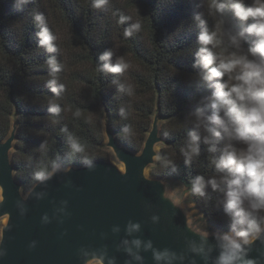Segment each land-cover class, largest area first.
<instances>
[{"label": "trees", "instance_id": "1", "mask_svg": "<svg viewBox=\"0 0 264 264\" xmlns=\"http://www.w3.org/2000/svg\"><path fill=\"white\" fill-rule=\"evenodd\" d=\"M216 2L219 0H109L105 9L98 10L91 7V0H0V140L9 134L16 114L12 161L23 189L27 191L37 181V170H50L53 162L68 167L84 165L86 158L108 159L105 118L120 142L139 151L157 106L166 143L151 174L177 180L189 189L197 175L206 179L216 175L210 160L213 154L202 140L200 155L190 164L185 163L183 151L189 132L204 134L195 128L190 113L204 106L203 98L212 90L201 79V69L194 66L201 47L197 40L201 26L194 15L201 14L208 30L215 31L221 19L213 6ZM244 3L251 6L254 0ZM114 12L131 19L118 24ZM37 13L44 14L57 36V52L38 46ZM223 21L217 36L221 43L213 51L227 55L225 49L233 48L224 30L240 23L229 9H225ZM136 22L141 23V30L125 37L124 30ZM243 47L247 49L249 43L244 42ZM105 50L113 51L110 63L122 58L129 63L128 70L123 74L98 71ZM49 57L62 65L55 73L57 87L65 85L59 95L47 84L52 75L46 63ZM53 105L61 111L52 113ZM70 138L85 145V152H74ZM222 147L223 142L218 149ZM191 197L208 224L231 232L221 192L208 186L205 196L191 192Z\"/></svg>", "mask_w": 264, "mask_h": 264}, {"label": "water", "instance_id": "2", "mask_svg": "<svg viewBox=\"0 0 264 264\" xmlns=\"http://www.w3.org/2000/svg\"><path fill=\"white\" fill-rule=\"evenodd\" d=\"M162 121L157 106L142 148L134 151L118 140L105 118L104 148L121 166L102 158L92 167L57 165L50 179L25 191L12 161L18 131L14 114L9 134L0 140V264H217V237L231 232L196 228L165 177L149 172L166 143ZM132 224L138 230L129 231ZM245 247V260L264 264V234ZM156 253L165 255L157 260Z\"/></svg>", "mask_w": 264, "mask_h": 264}, {"label": "clouds", "instance_id": "3", "mask_svg": "<svg viewBox=\"0 0 264 264\" xmlns=\"http://www.w3.org/2000/svg\"><path fill=\"white\" fill-rule=\"evenodd\" d=\"M19 2L27 3L28 0ZM108 4L109 0H91V7L98 10L105 9ZM213 6L221 17L215 31L208 30L207 22L201 14L194 15L201 26L197 36L201 47L196 53L194 66L201 69V79L212 90L203 98L204 106L197 107L190 115L195 117V128L202 129L204 134L201 135L199 131L189 132L187 149L183 151L185 163L190 164L193 157L200 155L199 144L202 140L208 146V152L213 154L210 160L216 175L207 179L197 175L191 182L190 191L203 197L206 188L211 186L223 194V208L231 220V233L217 237L221 247L217 264H254L252 260L243 257L247 251L245 246L264 234V216L260 215L264 212V0H254L251 6H246L244 0H219ZM225 9H229L240 23L239 27L224 30L233 48L231 51L225 49L227 55L213 51L221 43L217 36L224 23ZM113 15L118 16V24L131 19L120 12H114ZM34 20L39 28L38 46L50 53L57 52V36L49 29L44 14H35ZM141 27V23H133L124 30V36L130 37L134 31H140ZM244 42L249 43L247 49L243 47ZM112 57L113 51L105 50L99 57L104 63L98 66V71L125 73L130 67L129 63L122 58L114 64L110 63ZM46 63L52 72L47 84L53 93L59 95L65 85L59 84L57 87L55 73L61 70L62 65L54 57H49ZM121 90H125L123 85ZM127 91L129 95L132 94L131 86ZM50 111L59 113L61 109L53 105ZM123 131L127 135L128 127ZM222 142L223 147L218 149ZM70 145L77 153L86 150L85 145L73 138H70ZM218 151L219 155H216ZM85 163L92 167L90 159L86 158ZM57 170L58 166L53 162L50 170L41 168L34 173V178L43 183ZM44 220L47 222V216ZM138 228V224H132L129 231ZM133 243L137 247L140 245L139 240ZM145 247L150 248L151 243ZM2 255L4 251L0 249ZM164 255L156 253L155 258L160 260ZM136 258L140 259L139 256ZM90 264H100V261Z\"/></svg>", "mask_w": 264, "mask_h": 264}, {"label": "rangeland", "instance_id": "4", "mask_svg": "<svg viewBox=\"0 0 264 264\" xmlns=\"http://www.w3.org/2000/svg\"><path fill=\"white\" fill-rule=\"evenodd\" d=\"M106 150L108 151V159L116 162L119 166H121V164L116 161L112 151L108 148H106ZM164 179L168 184L170 194L184 207L186 212L191 216L193 225L201 231L210 232L213 228L210 224H208L203 214L200 213V211L195 207V203L192 202L190 189L177 180H173L167 177H165Z\"/></svg>", "mask_w": 264, "mask_h": 264}, {"label": "bare ground", "instance_id": "5", "mask_svg": "<svg viewBox=\"0 0 264 264\" xmlns=\"http://www.w3.org/2000/svg\"><path fill=\"white\" fill-rule=\"evenodd\" d=\"M122 169V168H121ZM3 221H5V219H3ZM190 221H191V219H190Z\"/></svg>", "mask_w": 264, "mask_h": 264}]
</instances>
